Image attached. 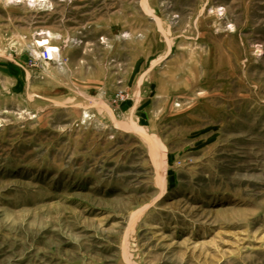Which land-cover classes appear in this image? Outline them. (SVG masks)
<instances>
[{"label": "rangeland", "instance_id": "rangeland-1", "mask_svg": "<svg viewBox=\"0 0 264 264\" xmlns=\"http://www.w3.org/2000/svg\"><path fill=\"white\" fill-rule=\"evenodd\" d=\"M0 264H264V0H0Z\"/></svg>", "mask_w": 264, "mask_h": 264}, {"label": "bare ground", "instance_id": "bare-ground-1", "mask_svg": "<svg viewBox=\"0 0 264 264\" xmlns=\"http://www.w3.org/2000/svg\"><path fill=\"white\" fill-rule=\"evenodd\" d=\"M7 1H9V0H7ZM11 1L17 2L19 0H11ZM26 1L31 3V4H42L44 2H47L48 0H26ZM52 35H53V33L51 31H49V30L45 31L44 35L38 37L35 40L34 45H36L37 47H42V46L46 47L49 50L50 56L52 57V59H54L58 55V51H57V47L49 44V39Z\"/></svg>", "mask_w": 264, "mask_h": 264}, {"label": "built area", "instance_id": "built-area-1", "mask_svg": "<svg viewBox=\"0 0 264 264\" xmlns=\"http://www.w3.org/2000/svg\"><path fill=\"white\" fill-rule=\"evenodd\" d=\"M49 43H50V39H49ZM54 46H56V45H54ZM56 47L59 49L58 46H56ZM39 48H40V50L38 52L37 59L41 60V61H51L52 57L50 56L49 50L46 47H44V46L39 47ZM29 59H30L31 62H33V60H35V57L34 56H30ZM62 59H65V58H62Z\"/></svg>", "mask_w": 264, "mask_h": 264}]
</instances>
